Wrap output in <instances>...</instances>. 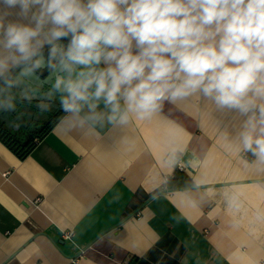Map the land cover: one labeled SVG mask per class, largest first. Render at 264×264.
I'll list each match as a JSON object with an SVG mask.
<instances>
[{"label":"crops","instance_id":"obj_1","mask_svg":"<svg viewBox=\"0 0 264 264\" xmlns=\"http://www.w3.org/2000/svg\"><path fill=\"white\" fill-rule=\"evenodd\" d=\"M51 101L28 129L0 122L21 137L51 123L22 158L0 138V264L80 250L77 264H264V163L243 150L246 116L200 93L124 124Z\"/></svg>","mask_w":264,"mask_h":264},{"label":"clouds","instance_id":"obj_2","mask_svg":"<svg viewBox=\"0 0 264 264\" xmlns=\"http://www.w3.org/2000/svg\"><path fill=\"white\" fill-rule=\"evenodd\" d=\"M42 67L41 99L84 120H145L200 93L247 117L243 150L264 163V0H0V107Z\"/></svg>","mask_w":264,"mask_h":264},{"label":"water","instance_id":"obj_3","mask_svg":"<svg viewBox=\"0 0 264 264\" xmlns=\"http://www.w3.org/2000/svg\"><path fill=\"white\" fill-rule=\"evenodd\" d=\"M20 71L21 69L14 75L18 76ZM54 75L49 68L42 67L35 69L29 76L20 77L19 84L12 89L13 95L9 98L13 107L0 108V122L7 128H30L32 122L40 118V110L54 106L51 100L41 99L48 94ZM24 93H27L28 98L24 97Z\"/></svg>","mask_w":264,"mask_h":264},{"label":"trees","instance_id":"obj_4","mask_svg":"<svg viewBox=\"0 0 264 264\" xmlns=\"http://www.w3.org/2000/svg\"><path fill=\"white\" fill-rule=\"evenodd\" d=\"M19 70V68L13 69V75ZM3 85V82L0 81V86ZM49 124H46L43 128L37 131L29 132L28 136L21 137L17 132L4 128L0 123V138L4 141L13 151H15L19 157H24L29 153L31 148L34 145L33 139L36 137H41L45 130L48 129ZM175 177H167L166 186L167 187H176L179 184L178 178L181 177L180 171H175Z\"/></svg>","mask_w":264,"mask_h":264},{"label":"built area","instance_id":"obj_5","mask_svg":"<svg viewBox=\"0 0 264 264\" xmlns=\"http://www.w3.org/2000/svg\"><path fill=\"white\" fill-rule=\"evenodd\" d=\"M35 140H37V138H35ZM71 235H72V231L71 230L64 231V233H63V237L64 238H70ZM81 254H82V250H80L75 257L71 258L70 264H77L78 259H79V257H80Z\"/></svg>","mask_w":264,"mask_h":264}]
</instances>
